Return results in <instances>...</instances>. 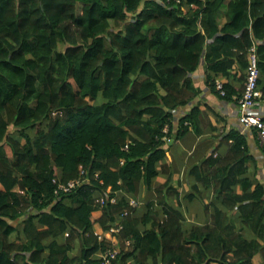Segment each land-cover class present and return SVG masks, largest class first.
Wrapping results in <instances>:
<instances>
[{"label":"trees","instance_id":"1","mask_svg":"<svg viewBox=\"0 0 264 264\" xmlns=\"http://www.w3.org/2000/svg\"><path fill=\"white\" fill-rule=\"evenodd\" d=\"M225 2L0 0V264H97L92 257L109 243L99 241L94 222L106 232L125 210L120 264H252L258 254L264 262V185L252 189L253 159L237 130L225 136L226 156L193 171L218 201L206 209L212 225L186 229L183 214L164 205L172 196L162 188L166 218L143 231L137 226L151 220L155 203L137 220L127 198L141 184L151 188L165 147L199 121L196 106L173 135V112L199 92L190 75L202 60L206 86L237 104L255 44L264 92V0ZM208 41L219 57L204 56ZM225 76L242 87L224 83L222 95L217 79ZM80 169L88 183L56 199L57 184ZM96 192L116 202L106 201L92 221ZM76 236L78 257L71 255Z\"/></svg>","mask_w":264,"mask_h":264},{"label":"crops","instance_id":"2","mask_svg":"<svg viewBox=\"0 0 264 264\" xmlns=\"http://www.w3.org/2000/svg\"><path fill=\"white\" fill-rule=\"evenodd\" d=\"M203 1V0H201ZM226 0L225 4H227ZM177 5V4H176ZM188 7L184 6L182 10H186ZM225 10L222 9L220 12L219 26L221 27L225 19ZM211 41L207 42L205 47L204 56L207 58L219 57V52L215 50L214 44H210ZM204 61V60H202ZM199 65V69L190 75L193 88L198 92L197 96L190 100V102L177 109L173 112L174 114V128L173 135L176 137L178 128L176 127L178 119L183 117L185 114L189 113L194 107L198 106L201 110V115L199 121L195 126H190L188 131L178 140L173 138L168 145L165 147L168 151L165 161L163 162V167L159 168L160 174L152 181L151 188L148 189L144 184L140 185L139 194L137 197L128 196L129 199L136 201V205L133 207L132 217L137 220H142L145 215L148 214L150 202H156V190L152 187L155 182L159 185H167L166 196L169 197L168 203L174 209L180 211L183 214L182 224L186 229L192 227H203L206 225H212L211 216L206 213V209L212 211L215 199L213 198L212 190L205 187L203 183L197 181L194 175V170L196 166H201L203 169H207L206 166L210 162L212 163V158H223L229 152L231 141H226L225 136L231 130H237L247 139L248 143V153L255 162L249 161L248 171L246 176H248L253 182V187L255 184L260 182L264 185V153L262 152V147L259 145L256 132L254 130L243 131L241 125L239 124L240 111L237 104L232 102H226L217 97L211 92V89L204 83V63ZM228 77L220 78L218 77L217 83L232 82L236 87H242V84ZM192 95V92H190ZM188 94V96L190 95ZM255 110L260 113L264 118V101L256 103ZM209 170V169H207ZM210 172V171H209ZM170 181V184L165 182ZM197 186V190L193 188ZM145 191L148 193L154 192V195L145 200ZM111 192V188H108ZM166 190V189H165ZM197 192V193H196ZM236 192H240L239 189ZM100 194V193H99ZM96 193L93 195V206H98L100 199L95 198ZM101 195V194H100ZM165 194H163L164 196ZM187 195H194L192 199H186ZM155 196V197H154ZM190 196V197H191ZM101 198V197H100ZM116 199V197H115ZM161 199V197H160ZM152 204L151 209L154 215L151 220L143 219L138 224V229L146 230L149 229L151 224L157 219L162 221L166 218L163 210V205ZM208 206V207H207ZM96 216L94 221L99 216V212L94 211L92 216ZM144 220L147 221L144 223ZM239 226V222L235 220ZM93 231L96 236L100 234H106L99 227L97 223L94 222ZM249 232L243 233L244 236L249 237ZM132 248V245L131 247ZM100 256V252L96 253L92 258L97 259ZM133 261V260H130ZM252 264H263V258L261 254L256 255L252 259Z\"/></svg>","mask_w":264,"mask_h":264},{"label":"built area","instance_id":"3","mask_svg":"<svg viewBox=\"0 0 264 264\" xmlns=\"http://www.w3.org/2000/svg\"><path fill=\"white\" fill-rule=\"evenodd\" d=\"M165 3L170 4H180L182 0H163ZM256 45H252L248 50V69L246 71L244 88L241 96L237 98V106L240 111L239 124L241 125L243 131L254 130L256 132L257 140L259 145L264 148V121L263 117L255 110L256 103L262 101L264 97V92L258 88V79H259V67H258V54ZM217 89L222 91V84L217 83ZM124 149H127L125 146ZM88 177L84 170L80 169V175L78 178L68 181L67 183H58L53 194L56 199L62 195H68L76 191L78 187H81L88 183ZM55 182V180H53ZM107 194H111L110 190L107 189ZM106 201L110 203H115V197L109 199L108 196L100 198V204L103 206ZM128 203L130 206L134 207L136 201L129 199ZM128 211L125 210L121 213L118 221L114 222L106 234L98 235V239L101 242H108L109 246L100 252L99 258H97V264H115L119 260L120 252L117 248L118 246V236L123 229L122 219L128 215ZM125 251L130 250L132 241L127 239L125 241Z\"/></svg>","mask_w":264,"mask_h":264},{"label":"rangeland","instance_id":"4","mask_svg":"<svg viewBox=\"0 0 264 264\" xmlns=\"http://www.w3.org/2000/svg\"><path fill=\"white\" fill-rule=\"evenodd\" d=\"M202 63H204V61H202ZM221 84V83H220ZM92 103H95V102H92L91 101V104ZM12 130H13V128L12 127H10ZM11 130V131H12ZM14 131V130H13ZM155 190H156V192H158V189H165V188H167V185L165 186H162V185H159L157 182H155L154 183V185L152 186ZM152 189V188H151ZM144 192H145V200H148V199H150L153 195H154V192H151V193H148L147 191H145V189H144ZM98 198V199H100V197H101V195L99 194V192H96V195H95V198ZM155 197V196H154ZM156 201H157V203L154 201V203H156V204H158V205H162L160 202H163V200L162 199H160V195L159 194H157L156 193ZM166 202H168V200H167V198L164 200V205H165V203ZM98 206H99V210L98 211H96V212H99L101 209H102V205L100 204V202H98ZM96 216L94 215V216H92V219H94ZM119 218H120V216L115 220V221H118L119 220ZM23 219V218H22ZM21 219V220H22ZM21 220H19V222H15L16 224L17 223H20L21 222ZM122 221H123V219H122ZM80 238L79 237H73L72 238V240H70V243H71V245L73 246V247H75L74 249H73V251L71 252V255L72 256H74V257H78L79 256V254H80V249H81V247H80ZM229 258V257H228ZM124 264H133V261H130V260H128V261H126Z\"/></svg>","mask_w":264,"mask_h":264},{"label":"clouds","instance_id":"5","mask_svg":"<svg viewBox=\"0 0 264 264\" xmlns=\"http://www.w3.org/2000/svg\"><path fill=\"white\" fill-rule=\"evenodd\" d=\"M121 261V258H119V260L117 261V264H120L119 262Z\"/></svg>","mask_w":264,"mask_h":264},{"label":"water","instance_id":"6","mask_svg":"<svg viewBox=\"0 0 264 264\" xmlns=\"http://www.w3.org/2000/svg\"><path fill=\"white\" fill-rule=\"evenodd\" d=\"M120 263V262H119Z\"/></svg>","mask_w":264,"mask_h":264}]
</instances>
